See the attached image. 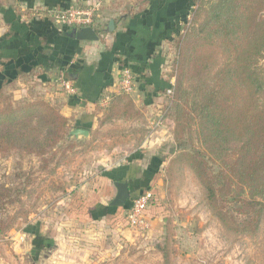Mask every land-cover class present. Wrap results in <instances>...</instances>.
I'll return each mask as SVG.
<instances>
[{
  "label": "rangeland",
  "instance_id": "1",
  "mask_svg": "<svg viewBox=\"0 0 264 264\" xmlns=\"http://www.w3.org/2000/svg\"><path fill=\"white\" fill-rule=\"evenodd\" d=\"M199 1L202 3L200 10L195 3L182 33L162 50L165 60L163 75L166 82L172 80L173 86L179 38L192 26L194 13L196 19L193 26L197 28L202 23L208 3L212 0ZM86 5L96 7L94 17L96 27H99L98 21L103 11L100 4ZM59 10L61 8L48 9L22 0H0V43L2 38L9 35L11 23L17 17H25L21 19L24 23H28L31 18H46L45 20L51 21L55 26L65 28L50 17ZM108 10L111 12L112 8ZM115 12L122 13L117 8ZM102 26L105 28V25ZM204 46L202 50L206 53L217 51L209 43ZM210 66H213V62ZM40 85V80L37 81L32 75L5 84L0 91V107L19 101L43 100L61 112L58 105L49 102L50 98L45 95ZM54 85V88L59 89L57 84ZM131 94L127 95L131 97ZM172 96L164 95L153 119L148 117L144 120V114L134 105L141 118L128 123L112 121L100 125L108 104L99 107L97 110L101 116L97 119L96 126L90 128L91 133L86 138H70L73 125L66 118L68 126L63 140L54 152L43 158L16 150L0 153V187L9 190L8 197L2 202L5 206L0 208V218L18 215L11 230L5 237L0 238L4 242L0 243V264H46L41 260L45 256L42 251L39 252L37 261H33L29 253H24L27 241L31 239L26 225L35 223L38 224L39 233L46 227L45 236L51 234L50 225L59 227L61 243H67L66 246H72L74 250V255H69L73 260L71 264H264V211L254 236L227 233L204 205L203 191L190 169L183 165H170L181 152L192 153V150H196L207 158L210 157V144L207 143L209 127L205 124L200 125V122L195 121L180 142L174 141V124L164 114ZM156 115L163 116L160 126L157 127L153 126L158 117ZM163 120L171 122L172 140L176 146L175 152H171L165 159L157 184L154 183L148 188L155 192L158 201L156 208L148 214L151 222L154 221L151 229L142 233L128 228L123 214L114 221L93 223L87 214L89 211L87 212L86 201L82 195L67 199L70 189L71 193L78 190L80 177L84 172L86 176L88 173L98 172V166L94 162L101 152L112 153L113 148L128 145L132 140L136 148L147 132L162 127ZM239 145L237 141H230L226 148L234 150ZM63 152L67 158H63L65 162L55 168V162L62 158ZM212 164L215 165L211 162L210 165ZM215 166L213 168L217 170ZM93 184L99 187L98 183ZM230 207H233L232 203ZM71 208H76L79 212L80 216L73 220L76 223L68 222L62 215V209L68 210V214L73 213ZM55 232L57 237V230ZM65 259L68 260L66 257Z\"/></svg>",
  "mask_w": 264,
  "mask_h": 264
},
{
  "label": "trees",
  "instance_id": "2",
  "mask_svg": "<svg viewBox=\"0 0 264 264\" xmlns=\"http://www.w3.org/2000/svg\"><path fill=\"white\" fill-rule=\"evenodd\" d=\"M195 3L200 10L202 3ZM195 19L194 13L192 26ZM192 26L177 44L173 96L164 114L174 124L176 142L195 121L207 125L210 157L196 150L181 152L170 165L190 169L203 191L204 205L227 233L254 236L264 211V0H212L202 23ZM206 43L217 51L204 52ZM16 74L27 76L19 69ZM14 80L5 76L0 91ZM140 118L131 97L119 92L110 96L100 125ZM67 122L59 109L43 100L0 107V153L16 150L43 158L63 140ZM230 141L240 145L227 149ZM63 158L64 152L55 168ZM8 192L0 187L1 209ZM157 204L153 191L150 209ZM17 219L0 218V238Z\"/></svg>",
  "mask_w": 264,
  "mask_h": 264
},
{
  "label": "crops",
  "instance_id": "3",
  "mask_svg": "<svg viewBox=\"0 0 264 264\" xmlns=\"http://www.w3.org/2000/svg\"><path fill=\"white\" fill-rule=\"evenodd\" d=\"M22 1L61 10L71 6L85 7L87 3L100 4L103 10L98 21L100 26L93 29L97 40L79 41L72 32L74 28H59L46 18H31L24 23L21 19L25 17H17L11 23L9 35L0 43L1 80L5 76L13 80L22 78H16L17 69L27 76L32 75L40 80V88L50 98L49 102L58 105L60 113L72 122L71 130L84 129L91 133L90 128L96 126L101 116L97 109L107 105L111 95L119 93L121 71L129 69L134 81L131 97L136 109L144 114V120L154 118L170 87L163 75L162 50L182 33L195 0ZM115 8L122 13L115 12ZM109 21L114 24L112 31L107 29ZM61 76L72 84L76 94L65 92L59 83ZM54 84L59 89L54 88ZM134 145L132 140L128 145L113 148L112 153L101 152L96 160L98 163L94 162L98 172L88 173V176L84 172L78 190L71 193L70 189L67 199L82 195L93 223L114 221L129 208L110 206L116 195L114 183H128L131 197L157 184L165 159L175 152L171 122L163 120L160 129L147 132L136 148ZM93 183H98L99 187ZM71 209V214L62 209V215L68 222L76 223L73 220L80 216L79 212L76 208ZM151 210L146 212L148 218ZM26 226L31 239L27 241L24 253H29L33 261H37L42 251L45 255L41 258L43 263L71 264L73 260L69 255L72 257L74 250L72 246H66L67 243H61L59 227L50 225L51 234L45 236V226L43 234L39 233L37 223ZM0 243H4L3 240ZM13 246L17 250L15 243Z\"/></svg>",
  "mask_w": 264,
  "mask_h": 264
},
{
  "label": "built area",
  "instance_id": "4",
  "mask_svg": "<svg viewBox=\"0 0 264 264\" xmlns=\"http://www.w3.org/2000/svg\"><path fill=\"white\" fill-rule=\"evenodd\" d=\"M95 6L87 7H74L71 6L66 10H59L51 14L50 17L55 23L67 28L82 29L90 27L96 28L95 22ZM189 20V18H188ZM60 86L69 95L76 94L75 88L69 81H66L62 76L59 77ZM170 87L166 91L165 95L171 97L173 94V82H169ZM134 81L132 73L129 69H123L121 71V79L119 83V90L125 94H131L133 92ZM163 116L158 115L156 123L153 126L157 127L161 124ZM153 200V191L151 189L144 190L140 194L134 196L131 199L129 208L124 213L126 226L136 231L146 233L151 229V220L147 217L146 212L150 209Z\"/></svg>",
  "mask_w": 264,
  "mask_h": 264
},
{
  "label": "water",
  "instance_id": "5",
  "mask_svg": "<svg viewBox=\"0 0 264 264\" xmlns=\"http://www.w3.org/2000/svg\"><path fill=\"white\" fill-rule=\"evenodd\" d=\"M113 28H114L113 21H109L107 26L108 31H112ZM72 32L75 38L79 41L90 42L97 40L95 31L90 27L82 28L80 30H73ZM88 136H89V132L84 129H74L69 134V137L73 139H78L79 137L86 138ZM114 187L116 189V195L113 198V200L110 202V206L115 208L127 209L126 205H128L132 199L128 183L117 182L114 183Z\"/></svg>",
  "mask_w": 264,
  "mask_h": 264
}]
</instances>
